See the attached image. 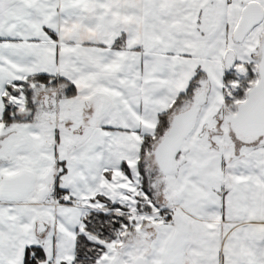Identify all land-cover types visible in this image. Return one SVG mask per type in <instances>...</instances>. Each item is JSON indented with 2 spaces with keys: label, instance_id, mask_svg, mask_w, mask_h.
Wrapping results in <instances>:
<instances>
[{
  "label": "snow or ice",
  "instance_id": "obj_1",
  "mask_svg": "<svg viewBox=\"0 0 264 264\" xmlns=\"http://www.w3.org/2000/svg\"><path fill=\"white\" fill-rule=\"evenodd\" d=\"M0 264H264V0H0Z\"/></svg>",
  "mask_w": 264,
  "mask_h": 264
}]
</instances>
